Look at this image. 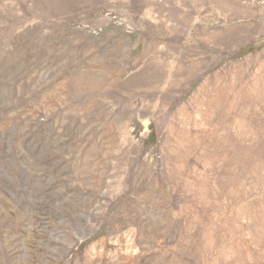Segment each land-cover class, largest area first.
<instances>
[{
    "label": "rangeland",
    "instance_id": "1",
    "mask_svg": "<svg viewBox=\"0 0 264 264\" xmlns=\"http://www.w3.org/2000/svg\"><path fill=\"white\" fill-rule=\"evenodd\" d=\"M0 264H264V0H0Z\"/></svg>",
    "mask_w": 264,
    "mask_h": 264
}]
</instances>
